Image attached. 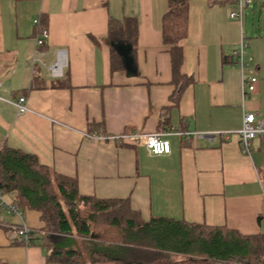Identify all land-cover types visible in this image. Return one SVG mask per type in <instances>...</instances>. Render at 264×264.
Returning <instances> with one entry per match:
<instances>
[{
    "label": "crops",
    "instance_id": "obj_1",
    "mask_svg": "<svg viewBox=\"0 0 264 264\" xmlns=\"http://www.w3.org/2000/svg\"><path fill=\"white\" fill-rule=\"evenodd\" d=\"M235 8L231 0H189L180 70L191 82L174 104L161 36L167 0H0V141L75 178L82 195L127 199L144 220L264 235V138L254 137L248 154L240 148L244 112L264 128V27L231 18ZM40 15L48 35L37 45ZM110 18L137 22L132 74L120 56L122 68L111 69ZM240 41L257 77L245 98L232 53ZM58 50L65 64L54 74ZM89 124L102 135L87 132ZM155 132L169 140V153L129 139ZM24 220L36 238L29 245L10 239L19 218L0 213V263L59 264L46 258L40 213L25 209Z\"/></svg>",
    "mask_w": 264,
    "mask_h": 264
},
{
    "label": "trees",
    "instance_id": "obj_2",
    "mask_svg": "<svg viewBox=\"0 0 264 264\" xmlns=\"http://www.w3.org/2000/svg\"><path fill=\"white\" fill-rule=\"evenodd\" d=\"M235 2V0H231ZM189 0H167L161 20L163 45L170 55L172 81L170 100L176 104L191 77L181 73L180 40L186 35ZM45 16L34 24L36 33L46 28ZM136 20L108 21L113 41L135 42ZM111 69L122 68L111 49ZM97 125L87 132L102 135ZM0 191L20 207L40 213L44 223L43 244L48 261L59 264H260L264 261V235H243L225 226H208L167 217L144 220L130 208L127 199H99L78 192L75 178L39 163L34 154L10 148L0 141ZM116 228L113 241H89L83 253L75 237H92L93 226ZM50 233L63 236L51 241ZM34 234V231H33ZM36 238L32 237L30 243ZM16 242V241H13ZM20 243V242H18ZM23 244V243H21ZM84 255L86 257H84ZM2 264V263H0Z\"/></svg>",
    "mask_w": 264,
    "mask_h": 264
},
{
    "label": "built area",
    "instance_id": "obj_3",
    "mask_svg": "<svg viewBox=\"0 0 264 264\" xmlns=\"http://www.w3.org/2000/svg\"><path fill=\"white\" fill-rule=\"evenodd\" d=\"M251 0H235L236 8L230 11L229 16L233 19L241 20L243 17V10L248 6ZM38 18L33 20L34 24H37ZM48 35L47 29H42L36 36V44L42 45ZM234 63L242 71V87L243 97L245 98L248 92L254 90L257 77L251 72L252 57L247 53L246 45L243 41L233 50ZM65 64V53L63 50L57 51L56 61L51 66L54 74L59 73L61 66ZM19 112L26 110L24 97H19L15 102ZM201 135V134H199ZM262 136L264 138V128L261 123L256 121V118L251 112H244L242 117V126L240 129V148L241 153L248 154L250 151V141L256 136ZM130 140L139 141L144 144L147 150L152 154H167L170 152L169 140L164 137V133L155 132L151 134H130ZM5 212L13 214L19 218V223L10 225L11 234L10 239L12 241L20 242L25 245H29L30 240L33 237V229L28 226L24 220L25 209L6 196L0 191V213ZM260 264H264V261Z\"/></svg>",
    "mask_w": 264,
    "mask_h": 264
},
{
    "label": "rangeland",
    "instance_id": "obj_4",
    "mask_svg": "<svg viewBox=\"0 0 264 264\" xmlns=\"http://www.w3.org/2000/svg\"><path fill=\"white\" fill-rule=\"evenodd\" d=\"M264 0H251L249 5L244 8L243 10V20L245 23V27L248 25L250 27L253 23L255 25H261L263 28V23L259 22L264 19ZM248 23V24H247ZM55 235V233H50ZM49 234V235H50ZM92 237L89 238H79L75 237V240L77 241L76 247L80 249L83 253V245H86L89 241H96V242H103V241H113L117 238V230L114 227L107 226V225H98L93 226L92 230ZM84 257H86L84 255ZM102 264V263H98ZM213 264H225L220 262H215Z\"/></svg>",
    "mask_w": 264,
    "mask_h": 264
},
{
    "label": "water",
    "instance_id": "obj_5",
    "mask_svg": "<svg viewBox=\"0 0 264 264\" xmlns=\"http://www.w3.org/2000/svg\"><path fill=\"white\" fill-rule=\"evenodd\" d=\"M111 46L116 51L118 56L121 57L122 64L127 73L132 74L135 71V66L133 64V58L131 55V44L125 43L123 41H117L112 42ZM53 236V234H50V238H52Z\"/></svg>",
    "mask_w": 264,
    "mask_h": 264
}]
</instances>
